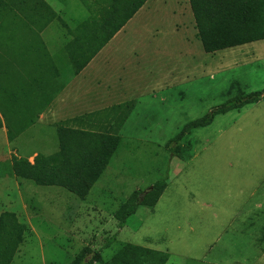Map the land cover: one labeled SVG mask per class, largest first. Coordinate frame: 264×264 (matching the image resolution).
Here are the masks:
<instances>
[{
  "label": "rangeland",
  "instance_id": "obj_1",
  "mask_svg": "<svg viewBox=\"0 0 264 264\" xmlns=\"http://www.w3.org/2000/svg\"><path fill=\"white\" fill-rule=\"evenodd\" d=\"M58 1L65 8L54 10L59 18L43 37L52 55L50 73L56 77L65 67L66 81L76 82L67 50L76 36L69 31L95 13L88 7L94 0ZM139 11L131 37H146L147 44L161 34L158 39L169 49L155 56L150 45L143 54L125 122L121 112L100 117L87 115L96 107L81 109L87 117L75 126L120 134L109 166L84 199L64 188L18 180L11 165L15 155L57 153L56 129L71 123L39 121L14 142L0 131V217L14 213L26 225L13 264H72L85 250L107 262L127 245L166 252L167 264H244L247 257L250 264L258 262L256 246L264 243V99L216 117L186 136L175 154L166 145L188 123L231 99L264 90V41L210 54L190 0H148ZM93 38L84 55L106 40ZM23 63L28 72L32 65ZM162 179L168 182L159 203L153 209L141 205L120 229V209L143 199Z\"/></svg>",
  "mask_w": 264,
  "mask_h": 264
},
{
  "label": "trees",
  "instance_id": "obj_2",
  "mask_svg": "<svg viewBox=\"0 0 264 264\" xmlns=\"http://www.w3.org/2000/svg\"><path fill=\"white\" fill-rule=\"evenodd\" d=\"M147 1L94 0V4L88 7L96 10L95 13L78 28L69 31L76 36L67 45L73 75L80 74ZM88 2L84 0V3ZM190 3L205 52L213 54L264 41V0H190ZM57 18V13L45 0H0V51L21 53L11 56L10 65L22 67L16 71L14 68L5 71L0 54V129L6 128L10 142H14L37 122L35 98L32 101L29 98L35 92L38 95L39 89L43 83H48L49 78V66L45 63V57L49 55L41 34ZM82 37L86 40H82ZM93 37H106V40L94 52L84 55L85 48L89 49L87 43ZM23 60H28L29 65H32V69L28 68L29 73L24 71L23 67L26 66ZM60 71L56 77L53 73L50 77L53 86L58 81V85L51 86L52 89L58 87L59 90L69 81H66L65 67ZM262 99L264 90L231 99L204 117L185 125L166 147L175 154L192 132L209 127L220 115L257 104ZM57 131L59 151L53 155L37 153L33 163L29 159L14 156V175L18 180L29 181L37 186L64 188L84 199L109 166L120 136L115 135V132H94L71 126H60ZM167 182L165 179L158 180L143 199L136 197L126 203L116 215L119 228L126 227L128 219L138 212L141 205L153 209L163 197ZM25 231L26 225L19 221L16 214L6 212L1 215L0 264L14 263L25 241ZM169 260L170 254L166 252L127 245L107 262L97 252L85 250L72 264H167Z\"/></svg>",
  "mask_w": 264,
  "mask_h": 264
},
{
  "label": "crops",
  "instance_id": "obj_3",
  "mask_svg": "<svg viewBox=\"0 0 264 264\" xmlns=\"http://www.w3.org/2000/svg\"><path fill=\"white\" fill-rule=\"evenodd\" d=\"M46 2L53 10L65 8L61 1L58 0H47ZM139 12L135 16H137ZM135 16L100 50L89 65L78 74L79 76L77 75L79 80L76 82L69 80L63 88L60 86L61 89L59 90L58 87L52 89L50 85L52 78V74L50 73V60L52 59V55L49 50L47 51L49 56L45 57V63L49 66L48 83H43V87L39 89V95L36 96H39V99H34V106L36 105L35 109H37V123L39 121H46L47 119L58 121L60 118L62 121L71 123V127L79 129L80 126H75V124H80V120H83L82 118L86 119L87 117L83 112L80 113L81 109H86L91 106L96 107L97 110L90 112L87 114L88 116L94 114L104 117V115L111 114L110 112L112 111L121 112L124 117L122 120L123 122L130 117L126 112L130 107L129 101L133 99L131 93L135 89L134 81H136V73L138 70L143 69L141 66L144 59L143 54L152 49L150 45L156 48L150 51L151 54L155 56L158 54L160 56L163 50L169 49L168 45H165L160 38L158 39V37H163L161 34L151 37L153 41L151 40V43L149 42L147 44L145 43L147 39L144 40L146 37H131L129 28H131ZM156 30L157 29H155V31ZM144 31L148 35L150 34V31H148L146 27ZM45 32L41 34L42 38L45 37ZM131 33H133L132 30ZM0 54L3 58L2 67L5 71H9V68H13L14 65L12 64V67L10 65L11 56H18L21 53H16V55L14 52L0 51ZM18 70H20V68ZM144 70L146 69L144 68ZM45 84H47V86H45ZM74 84H76V87H73ZM92 90H94V92H92ZM104 123L106 124L107 122ZM106 127L109 128L110 126L107 125ZM0 131L7 135L5 127L0 129ZM115 135L120 136L118 133H115ZM29 139L32 138L29 137ZM36 155L37 153L29 158L22 154L15 156L29 159L30 162L33 163ZM262 206L263 203L259 204L257 207L260 209ZM261 233L264 234V227ZM256 248V251H258V255L255 257L258 260L257 264H264V243L258 244ZM250 258H252V256H250ZM246 260L243 259L242 263L245 262L244 264H250L249 261Z\"/></svg>",
  "mask_w": 264,
  "mask_h": 264
}]
</instances>
